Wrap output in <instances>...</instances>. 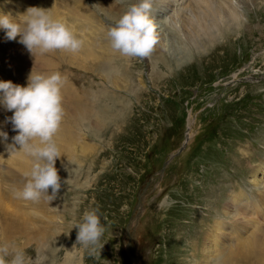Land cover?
Wrapping results in <instances>:
<instances>
[{"label":"rangeland","instance_id":"374dc122","mask_svg":"<svg viewBox=\"0 0 264 264\" xmlns=\"http://www.w3.org/2000/svg\"><path fill=\"white\" fill-rule=\"evenodd\" d=\"M18 1L0 0V13L15 20L32 7ZM77 1H58L67 5L61 19L84 42L92 43L90 32L100 35L93 46L97 60L90 58L84 67L69 65L72 56L62 51L23 60L28 51L19 38L10 41L0 29V82L26 87L34 67L36 74L59 72L67 78L62 91L75 89L96 115L93 124L86 120L79 127L63 105L68 114L56 142L64 143L66 161L56 167L68 182L51 203L15 198L33 161L20 153L30 166L17 169L7 161L12 156L0 138V246L22 250L27 264L37 252L41 264H133L128 253L134 264H199L211 226L221 219L231 223L221 211L228 199L242 190L250 200L264 192V176L255 174L264 161V0H153V12L165 6L166 17H178L181 33L169 22H156L159 46L145 59L114 52L107 37L139 0H114L121 6L107 5L109 11L98 0ZM202 26L211 32L217 26L218 40L202 44L203 38L210 40ZM40 59L49 64L42 68ZM101 66L113 69L118 85L104 79ZM10 114L0 106V131L8 134V144L17 135L6 123ZM256 175L263 181L258 188L252 184ZM92 209L99 210L107 228L101 255L95 257L80 245L74 248V226ZM221 243L232 245V237L226 234Z\"/></svg>","mask_w":264,"mask_h":264},{"label":"clouds","instance_id":"9594fccd","mask_svg":"<svg viewBox=\"0 0 264 264\" xmlns=\"http://www.w3.org/2000/svg\"><path fill=\"white\" fill-rule=\"evenodd\" d=\"M153 0H139L129 5L115 24L110 27L107 37L110 46L121 56L145 59L157 44L156 24L152 19ZM50 10L30 7L18 19L0 13V29L6 30L7 39L17 41L36 59L56 51L79 53L84 41L78 38L65 23L49 15ZM66 77L55 72L51 75L35 73V67L28 76L27 86L0 82V106L13 113L6 119L17 133L8 144V134L0 131V137L10 154L24 153L33 161L29 177L22 190H15L17 199L34 203L45 199L56 200L62 186L68 179L61 180L56 162L61 152L56 136L65 115L62 88ZM19 146V150L17 147ZM63 163V161H62ZM67 170V169H66ZM49 190L51 193L49 194ZM78 209L74 206L73 212ZM98 209L84 211L82 218L74 226L77 229L76 245L86 250L89 256L101 255L102 243L107 228L101 223ZM107 220V217L104 218ZM11 256L10 260L6 258ZM0 264H27L25 253L10 249L7 244L0 246ZM33 264H41L37 256Z\"/></svg>","mask_w":264,"mask_h":264},{"label":"bare ground","instance_id":"6f19581e","mask_svg":"<svg viewBox=\"0 0 264 264\" xmlns=\"http://www.w3.org/2000/svg\"><path fill=\"white\" fill-rule=\"evenodd\" d=\"M3 1L4 0H2L1 3H3ZM11 1L19 2L18 0H11ZM51 1H50L51 4L48 1H47L48 2L47 3L46 0H40V1L39 0H25L24 2L21 1V3H22V5L26 6V8H28L29 6H32V7L43 8V9H46V10L52 9L50 11L49 15L52 16L53 19L59 20V21L65 23L67 25V22L64 21V18L61 19L62 17H64V13H65L64 12L65 10H63L62 7H65L66 8L67 5L62 6L61 4H58V1H60V0H51ZM79 1H77V3L80 5ZM98 1L101 4L104 3L106 5L105 6L106 9H107V5H109L111 8H113V10L114 9H117L118 10L119 9L118 7L121 6V4H118L116 2H113L114 0H98ZM69 2L72 3L71 1H67L66 3H68L69 9H72L71 7L73 5L71 6L69 4ZM58 6H60V7H58ZM196 6H197V4H196ZM211 6H212V4H211ZM216 6H217V4H216ZM217 8H215V9L217 10ZM23 9H20V10H23ZM58 9L61 10V13L59 12ZM108 9L107 10H104V11H109ZM71 11H69V12H71ZM207 11H208V9H207ZM120 12H122V10ZM168 12H169V8H166L165 6H163L158 11H155V12L152 11V19L154 20V23H156V22H166V24H167L169 22L170 26H173L174 30L177 31L176 33H178V31H180V33H181V30H180V28H181L180 26L181 25L178 26L180 20H176V19H178V17L176 19L175 18H172V17H166V14ZM218 12H219V10H218ZM74 16L75 17H79L78 15H74ZM160 26L162 27V25H160ZM68 27L72 29V27H70V26H68ZM216 27L214 26L212 28V30L214 32L208 31V29H207V31H205V27L204 26L200 27L202 29V30L200 29V32H202L203 34H205L207 36H210V38L208 37L210 40H208L206 38H203L204 41L202 40V42H203L202 44H204V45H205V43L206 44H210L211 41L213 42L214 40H216V41L218 40L217 39V35L215 33V29H214ZM82 28H83V26H82ZM175 31H173V32L175 33ZM73 32L76 35V32L74 30H73ZM216 32H219V31L216 29ZM2 33H4V31ZM89 34L91 36L92 43L84 42L83 48H82V50L79 53H77V54L70 53L71 56H72V59L69 61L70 62L69 65L74 63L75 65L79 64L80 66H83L84 67V65L87 64V60H89L90 58H91V61L92 62H94V61L97 60L96 51H95V48L93 46L96 44L97 35L100 37L99 30L97 31V33L94 31V32H90ZM182 35H184V34H182ZM207 36H205V37H207ZM83 38H85V36ZM185 38H186V41H187L188 38L187 37H185ZM163 41H165V40H163ZM160 44H161V41H160ZM197 44H198V42H197ZM158 46H157V44L155 45L156 48H158ZM164 46L165 45H163L162 47H164ZM1 47L3 48V45H0V50H2ZM200 47H201V49H200ZM200 47L198 49H200V50H202V48H203V50L205 49L204 48L205 46H202L201 45ZM101 48L104 49V47H101ZM206 48H207V46H206ZM62 52H65V51H62ZM114 52H116V51H114ZM23 54H24L23 55V60H27L28 56L32 58V56H31V54H29V52H26V54H25V52H23ZM161 55L163 56V54H160L159 58H162L163 59V57ZM38 62H41V64L39 66H41L42 68L46 67L49 64V62L46 61V60H44V59L38 60L37 61V64H39ZM28 63H29V61H28ZM27 68H28V66H27ZM93 68H94L93 71L96 73L98 68L96 69V67H94V66H93ZM154 68L155 69L157 68L158 71L161 70V64H158V65L156 64V67H154ZM99 70L98 71L100 73H103L104 74V76H105L104 79H107L112 84H116V85L119 84V83L116 82V80L117 81L118 80L120 81V79L117 78L118 75L117 76H114L113 69L107 68V67L106 68H103L101 66V67H99ZM151 72L153 73V70H151ZM112 81H114V82H112ZM142 81L143 80H141V82H140L141 84H142ZM67 90H68V92L62 91L63 98H67V101L65 100L66 101L65 103H64V100H63V105H67V107H70V111H71V113L75 117L74 125H77L79 127L80 126L82 127V124L86 120L90 121L93 124V121L92 120L95 119L96 115L93 114V112L89 110L88 105L86 107V104H84L82 102V100L79 99L77 95H75V91H76L75 89H71L70 90V87H68ZM91 97H94V95L91 96ZM90 99L92 101L94 100V102L96 100L95 97L94 98H90ZM101 99H102V97H101ZM108 99H110V98L108 97ZM64 110H65V115H67L68 114V109L65 108ZM12 115H13V113L10 114V116H12ZM79 127H77V128H79ZM67 129L69 130V128H67ZM59 141H58V143L61 144L62 141L61 142H59ZM62 145L59 146L60 152L61 153H65V149L62 151V149H63L62 148ZM80 146H83V145H80ZM83 147H85V146H83ZM1 149H3V148H1ZM84 150L85 149H83L82 154H84ZM72 152H74V151H72ZM68 155L70 156L69 158L71 159V155L70 154H68ZM21 156L22 155L20 153L19 154H14V155H12V158L9 159V160H7V161H11V162H13V164L15 163L17 169H19V170H23V169L24 170H27V169H29L28 168V165L30 166V163H28V160L27 159H26L27 161L24 162L25 160L23 161V159L21 158ZM73 156H74V154H73ZM62 161L63 162L66 161V155H64L63 157H61V159H59L57 161V163H62ZM57 165H60V164H57ZM255 174H260V175H263L264 176V161L263 162H260V165L257 166L256 173ZM254 181H255V183H252V184H253V186L255 188L260 187V183L263 182L261 179H259V176H257V175L254 176ZM247 195L248 194L245 193L243 190L242 191H238V193L233 194L228 199L227 203L223 205L221 211H222V213H223V215L225 217L230 218V222L231 223H228V222L227 223H223V222H221L222 221V219H221V220H217L211 226V229L209 231V234L206 236L207 241L203 243V247L201 249L202 257H201V262H199V264H215V263L216 264H240L239 258L241 256H244V254H246V253H247L248 256H247L246 260L243 261L241 264H264V192L262 191V193L260 192L259 194H257L258 196L255 199H253V200H250ZM221 215L222 214H220V216ZM18 216L20 217V215H18ZM226 234H228L229 236L232 237V245L230 243L227 246H225L224 244L221 243V241L223 242L224 237H225ZM200 255H201V253H200Z\"/></svg>","mask_w":264,"mask_h":264},{"label":"water","instance_id":"95a60500","mask_svg":"<svg viewBox=\"0 0 264 264\" xmlns=\"http://www.w3.org/2000/svg\"><path fill=\"white\" fill-rule=\"evenodd\" d=\"M128 232H130L129 229H128ZM128 235H129V234H128ZM129 237H131V236H129ZM130 239L132 240V238H130ZM129 245L131 246V242L129 243ZM128 256H129L131 262L134 264V263L136 262V261H135V258H134L133 256H131L129 253H128Z\"/></svg>","mask_w":264,"mask_h":264}]
</instances>
